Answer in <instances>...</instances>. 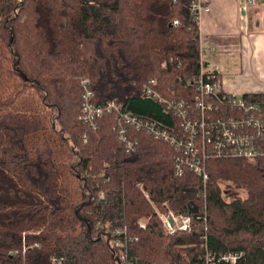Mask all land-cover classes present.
I'll return each mask as SVG.
<instances>
[{"label":"trees","instance_id":"16d2710c","mask_svg":"<svg viewBox=\"0 0 264 264\" xmlns=\"http://www.w3.org/2000/svg\"><path fill=\"white\" fill-rule=\"evenodd\" d=\"M193 1L0 0V172L26 194L0 193V264H49L51 255L116 264L112 235L130 238L133 264H205V242L243 252L239 264H264V156L209 159L204 183L176 175L175 148L145 132L134 131L129 152L115 113L97 127L80 118L86 80L98 105L117 100L173 123L141 88L155 78L164 95L196 93ZM223 183L246 195L227 199ZM151 202L190 213L192 231L168 234Z\"/></svg>","mask_w":264,"mask_h":264},{"label":"built area","instance_id":"2783aa9c","mask_svg":"<svg viewBox=\"0 0 264 264\" xmlns=\"http://www.w3.org/2000/svg\"><path fill=\"white\" fill-rule=\"evenodd\" d=\"M244 10L264 9V0H240ZM210 10V0H194L191 15L198 23L204 12ZM178 19L173 24H178ZM200 73L195 82L193 96H167L158 88L159 82L152 78L142 85L143 96L153 98L164 107V112L173 118L171 125H165L156 118L138 115L124 107V103L111 100L104 105L94 101V92L86 80L82 91L80 118L90 126L97 127L98 119L105 113H115L118 122L114 127L119 140L126 144L129 152L135 151L139 140L135 132H145L154 139L164 141L176 150L175 174L184 175L187 171L198 174L204 183L209 177L208 160L220 157H243L254 161L264 156V100L247 94H236L225 90L221 84L219 66L204 59L203 40L200 36ZM143 186V185H142ZM143 191H145L144 187ZM149 197V195H147ZM152 203V202H151ZM168 234L178 231L190 232L193 229V216L190 213L170 208L161 210L152 203ZM170 219L173 221L171 222ZM146 218L140 221L145 228ZM116 229L113 234H121ZM111 238L115 250L116 264H133L128 252L130 238ZM21 250L23 262H27L29 245L23 237ZM131 241V240H130ZM40 247L34 241L31 246ZM32 246V247H33ZM18 251H10L15 254ZM243 252H216L205 242V264H239ZM49 264H65V257L51 255Z\"/></svg>","mask_w":264,"mask_h":264},{"label":"crops","instance_id":"0c3cea01","mask_svg":"<svg viewBox=\"0 0 264 264\" xmlns=\"http://www.w3.org/2000/svg\"><path fill=\"white\" fill-rule=\"evenodd\" d=\"M264 9L240 0H210L200 20L206 61L219 66L221 84L236 94H264Z\"/></svg>","mask_w":264,"mask_h":264},{"label":"rangeland","instance_id":"374dc122","mask_svg":"<svg viewBox=\"0 0 264 264\" xmlns=\"http://www.w3.org/2000/svg\"><path fill=\"white\" fill-rule=\"evenodd\" d=\"M263 21H264V13H263ZM204 46H203V53L205 52ZM204 59H207L205 57V53H204ZM222 186L226 190L225 196L227 199H230V197L232 196V193L233 194L235 193V195H242V196L246 195V192L242 189H237L233 186L227 187L226 184L224 183L222 184ZM0 193H2L1 195L3 197H8L10 199H16L17 197H24V196L26 197V194L16 189L13 183L7 178H5L1 172H0Z\"/></svg>","mask_w":264,"mask_h":264},{"label":"water","instance_id":"95a60500","mask_svg":"<svg viewBox=\"0 0 264 264\" xmlns=\"http://www.w3.org/2000/svg\"><path fill=\"white\" fill-rule=\"evenodd\" d=\"M170 221L172 222L173 220H172V219H170Z\"/></svg>","mask_w":264,"mask_h":264}]
</instances>
